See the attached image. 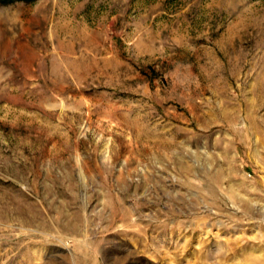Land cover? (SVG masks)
<instances>
[{
  "label": "rangeland",
  "instance_id": "rangeland-1",
  "mask_svg": "<svg viewBox=\"0 0 264 264\" xmlns=\"http://www.w3.org/2000/svg\"><path fill=\"white\" fill-rule=\"evenodd\" d=\"M0 264H264V0L0 4Z\"/></svg>",
  "mask_w": 264,
  "mask_h": 264
},
{
  "label": "trees",
  "instance_id": "trees-1",
  "mask_svg": "<svg viewBox=\"0 0 264 264\" xmlns=\"http://www.w3.org/2000/svg\"><path fill=\"white\" fill-rule=\"evenodd\" d=\"M16 1H33V0H0V4H8Z\"/></svg>",
  "mask_w": 264,
  "mask_h": 264
}]
</instances>
